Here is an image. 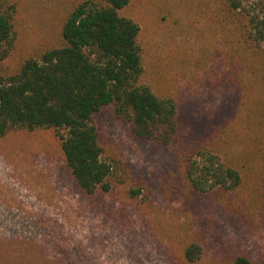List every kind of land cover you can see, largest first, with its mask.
<instances>
[{
	"label": "rangeland",
	"instance_id": "rangeland-1",
	"mask_svg": "<svg viewBox=\"0 0 264 264\" xmlns=\"http://www.w3.org/2000/svg\"><path fill=\"white\" fill-rule=\"evenodd\" d=\"M16 6V45L0 75L64 43L69 12L84 0H6ZM223 0H130L140 27L143 83L176 99L180 131L170 146L135 138L106 108L95 117L111 192L75 183L53 130L0 138V264H264V65L240 41ZM206 148L242 174L235 192L199 193L185 158ZM140 189L138 197L131 191Z\"/></svg>",
	"mask_w": 264,
	"mask_h": 264
},
{
	"label": "trees",
	"instance_id": "trees-1",
	"mask_svg": "<svg viewBox=\"0 0 264 264\" xmlns=\"http://www.w3.org/2000/svg\"><path fill=\"white\" fill-rule=\"evenodd\" d=\"M237 19L241 42L264 65V0H223ZM130 0H84L67 15L64 43L28 58L14 73L0 75V138L14 129L53 130L65 164L87 195L114 188V165L104 158L96 115L111 108L130 124L138 140L170 146L180 131L175 98L157 94L143 83L140 25L122 14ZM16 6L0 0V63L16 45ZM184 179L199 193L235 192L242 184L237 166L209 149L185 158ZM140 189H133L135 198ZM196 264L203 246L192 241L183 249ZM232 264H249L238 256Z\"/></svg>",
	"mask_w": 264,
	"mask_h": 264
}]
</instances>
